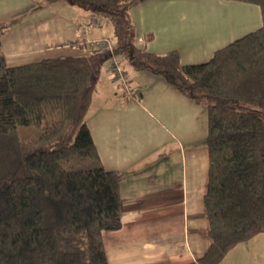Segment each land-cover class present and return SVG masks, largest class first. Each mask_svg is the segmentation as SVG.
Segmentation results:
<instances>
[{
  "label": "trees",
  "instance_id": "obj_1",
  "mask_svg": "<svg viewBox=\"0 0 264 264\" xmlns=\"http://www.w3.org/2000/svg\"><path fill=\"white\" fill-rule=\"evenodd\" d=\"M145 1L42 0L108 20L112 51L12 68L0 56V264H109L103 234L122 229L123 175L102 164L87 120L102 67L114 58L206 106L212 244L190 264H222L264 231V0H227L258 6L262 27L200 65L137 45L131 11ZM21 127L40 135L26 142Z\"/></svg>",
  "mask_w": 264,
  "mask_h": 264
},
{
  "label": "crops",
  "instance_id": "obj_2",
  "mask_svg": "<svg viewBox=\"0 0 264 264\" xmlns=\"http://www.w3.org/2000/svg\"><path fill=\"white\" fill-rule=\"evenodd\" d=\"M41 4L0 0V56L8 67L85 55L91 41L109 39V21L85 8ZM25 14L31 17L21 20ZM131 17L141 49L158 55L177 51L183 65L207 63L216 51L262 27L258 6L227 0H146ZM125 66L131 94L114 82L108 60L87 120L102 164L123 175L122 229L103 234L108 262H197L212 244L204 205L206 106L161 78ZM222 264H264V231Z\"/></svg>",
  "mask_w": 264,
  "mask_h": 264
},
{
  "label": "built area",
  "instance_id": "obj_3",
  "mask_svg": "<svg viewBox=\"0 0 264 264\" xmlns=\"http://www.w3.org/2000/svg\"><path fill=\"white\" fill-rule=\"evenodd\" d=\"M94 21L92 22L91 26H93ZM90 45L93 48L101 49V50H108L112 51V42L110 39H99L95 41H91ZM111 72L112 78L114 82L118 84V86L128 94H131L128 82V72L126 70V66L120 62L118 59L114 58L111 61Z\"/></svg>",
  "mask_w": 264,
  "mask_h": 264
},
{
  "label": "rangeland",
  "instance_id": "obj_4",
  "mask_svg": "<svg viewBox=\"0 0 264 264\" xmlns=\"http://www.w3.org/2000/svg\"><path fill=\"white\" fill-rule=\"evenodd\" d=\"M36 1H40V0H36ZM59 7L58 4H54L53 7L56 8ZM28 14H30V12L28 11ZM25 14V15H21L20 19L24 20V18H29L31 17L30 15ZM13 23V22H11ZM109 36V39L111 40V42L113 43L115 41L114 38V32H113V27L111 26V30L109 32V34H107ZM121 62H123V60L119 59ZM40 135V130L36 127H21L19 129V136L22 140H25L26 142H32L34 140H36L38 138V136Z\"/></svg>",
  "mask_w": 264,
  "mask_h": 264
}]
</instances>
